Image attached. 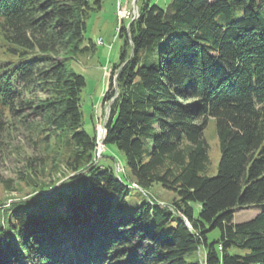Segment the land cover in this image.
Here are the masks:
<instances>
[{"label":"trees","instance_id":"obj_1","mask_svg":"<svg viewBox=\"0 0 264 264\" xmlns=\"http://www.w3.org/2000/svg\"><path fill=\"white\" fill-rule=\"evenodd\" d=\"M101 2L0 0V130L7 112L27 111L26 126L36 120L43 141L57 137L52 152L66 151L48 165L58 186L27 179L52 193L0 206V264H264V0H139L120 24L103 143L122 152L129 184L94 163L85 77L70 63L92 51L86 18ZM211 117L219 159L208 175ZM153 183L177 200L126 206L130 187ZM244 205L259 211L235 222Z\"/></svg>","mask_w":264,"mask_h":264},{"label":"rangeland","instance_id":"obj_2","mask_svg":"<svg viewBox=\"0 0 264 264\" xmlns=\"http://www.w3.org/2000/svg\"><path fill=\"white\" fill-rule=\"evenodd\" d=\"M150 1L165 6L170 0ZM101 3V8L90 11L86 18L82 44L86 45L92 42V51L74 56L70 63L75 71L85 77V85L81 91V110L84 127L91 134L94 128L96 133V146L99 148L95 149L94 159L99 158L100 164L113 166L115 171L125 172L121 173V177L126 184H129L132 178L129 169L125 166L124 156L114 144L104 145L102 143V129L105 126L110 104V101L104 100L105 92L109 86L110 68L111 64L118 59L122 43L118 29L122 22L128 26L130 21L137 16L140 2L139 0H102ZM1 40L0 36V56H5ZM35 95L43 96L45 93H38L37 90H34L28 98L32 99ZM25 113L27 111L13 116L7 112L3 117V120L7 122L4 130H0V206L15 199H26L52 193L54 185L58 186L64 179L58 173L59 171L52 170L48 165L53 158H64L65 149L59 148L56 150L57 152H52L53 148L59 144L57 137L52 135L48 140L43 141L44 135L48 132L38 133L40 126H36V120L26 126L24 119L28 120L29 118L24 116ZM203 137L208 145L209 156L205 172L211 175L216 172L219 159L218 140L212 117L208 120ZM97 151H99V155L96 154ZM42 168L44 169L41 171ZM29 174L39 180L38 183L49 181L55 176L60 179L54 180L55 184L49 185L47 190L43 191L32 186L33 183L27 182ZM145 194L161 205H169L177 200L174 192L163 188L159 183H153L146 189L130 187L126 196V206L134 207L147 198ZM258 211L259 209L252 205L237 206L234 209L233 220L240 222L250 219ZM0 217H2L1 213ZM203 254V249H200L199 257L202 258Z\"/></svg>","mask_w":264,"mask_h":264},{"label":"water","instance_id":"obj_3","mask_svg":"<svg viewBox=\"0 0 264 264\" xmlns=\"http://www.w3.org/2000/svg\"><path fill=\"white\" fill-rule=\"evenodd\" d=\"M102 132H103V137L104 138V135H105V132H106V129H105V126L104 128L102 129ZM102 143H103V139H102ZM98 146H95V149L97 148ZM99 148V147H98ZM97 155H99V151H97L96 153ZM96 159V158H95ZM95 162L99 161V158L97 160H94ZM122 171V170H121ZM117 174L119 173L118 171H115Z\"/></svg>","mask_w":264,"mask_h":264}]
</instances>
